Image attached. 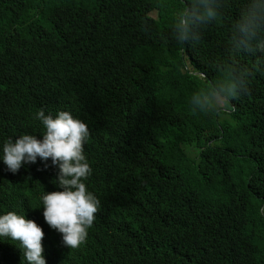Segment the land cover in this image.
Here are the masks:
<instances>
[{
	"label": "trees",
	"instance_id": "trees-1",
	"mask_svg": "<svg viewBox=\"0 0 264 264\" xmlns=\"http://www.w3.org/2000/svg\"><path fill=\"white\" fill-rule=\"evenodd\" d=\"M214 6L181 41L176 25L197 0H0V143L39 139L40 108L90 133L85 183L103 218L71 256L34 208L60 190L58 170L0 162V212L41 227L46 264H123L133 252L149 264H264V51L234 43L246 0ZM21 260L0 242V264Z\"/></svg>",
	"mask_w": 264,
	"mask_h": 264
},
{
	"label": "clouds",
	"instance_id": "clouds-1",
	"mask_svg": "<svg viewBox=\"0 0 264 264\" xmlns=\"http://www.w3.org/2000/svg\"><path fill=\"white\" fill-rule=\"evenodd\" d=\"M197 4L196 9L185 11L176 25L181 41L189 38L194 25L217 16L214 0H197ZM234 31L237 47L264 51V0H246V7L234 25ZM235 90V87L231 89ZM32 119L42 129L40 138L36 134L25 133L15 139L4 140L0 143V162L12 174L22 166L35 164L37 159L45 166L50 160L58 170L53 182L60 190H43L38 206L34 208L43 209L44 221L52 229L45 235L46 240L48 237L53 243L57 240L58 246L64 249V256H71L69 250L84 247L91 233L98 235L103 218L102 214H95L100 201L85 183L92 174L84 149L90 133L87 125L69 111L60 110L53 115L40 108ZM5 239L15 244L18 256L22 255L17 264H46L42 255L44 233L37 223L26 219L24 213L15 210L0 212V242ZM61 262L63 258L59 264ZM122 263L149 264L147 255L136 252L130 253ZM47 264H52L51 258Z\"/></svg>",
	"mask_w": 264,
	"mask_h": 264
},
{
	"label": "rangeland",
	"instance_id": "rangeland-1",
	"mask_svg": "<svg viewBox=\"0 0 264 264\" xmlns=\"http://www.w3.org/2000/svg\"><path fill=\"white\" fill-rule=\"evenodd\" d=\"M153 15L158 17V15H157V13L155 11L153 12ZM206 100L212 107L219 108L222 111L226 110V105H225L224 101L220 100L219 98L212 99L210 97V98H207ZM187 152H188V155L191 157V159H196L197 158V152H196L195 148L187 149Z\"/></svg>",
	"mask_w": 264,
	"mask_h": 264
}]
</instances>
